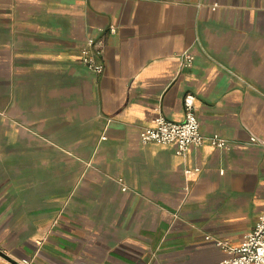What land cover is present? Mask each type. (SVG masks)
<instances>
[{"label":"crops","instance_id":"1","mask_svg":"<svg viewBox=\"0 0 264 264\" xmlns=\"http://www.w3.org/2000/svg\"><path fill=\"white\" fill-rule=\"evenodd\" d=\"M187 92L206 139L142 143ZM252 136L264 0H0V264H227L213 238L238 245L264 210Z\"/></svg>","mask_w":264,"mask_h":264},{"label":"built area","instance_id":"2","mask_svg":"<svg viewBox=\"0 0 264 264\" xmlns=\"http://www.w3.org/2000/svg\"><path fill=\"white\" fill-rule=\"evenodd\" d=\"M114 26L110 30H114ZM79 57L83 64L94 72H102L104 63L102 61V48L98 46L94 37L90 36L79 50ZM182 63L186 66L192 64V56L187 51ZM183 118L173 120L163 115L154 117L153 124L143 127L139 130V138L142 143H175V152L184 154L190 145L201 144L206 136L202 134L199 127V120L195 112V96L187 92L183 99ZM104 137V136H102ZM212 143L218 146H225L227 140L217 135L209 136ZM252 142L264 143L255 137L250 138ZM198 170V167L193 168ZM190 168H186L189 172ZM209 238L208 236H205ZM215 243L225 250L231 252V256L223 261L227 264H264V210L259 214L258 219L251 230L246 232L236 246H231L227 241L213 238ZM20 264H30L28 258L18 260Z\"/></svg>","mask_w":264,"mask_h":264}]
</instances>
